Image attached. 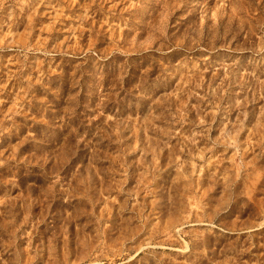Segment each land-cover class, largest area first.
Listing matches in <instances>:
<instances>
[{
  "label": "rangeland",
  "instance_id": "374dc122",
  "mask_svg": "<svg viewBox=\"0 0 264 264\" xmlns=\"http://www.w3.org/2000/svg\"><path fill=\"white\" fill-rule=\"evenodd\" d=\"M0 264H264V0H0Z\"/></svg>",
  "mask_w": 264,
  "mask_h": 264
}]
</instances>
